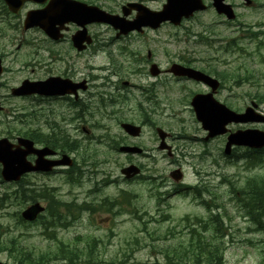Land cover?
Instances as JSON below:
<instances>
[{"label":"rangeland","instance_id":"374dc122","mask_svg":"<svg viewBox=\"0 0 264 264\" xmlns=\"http://www.w3.org/2000/svg\"><path fill=\"white\" fill-rule=\"evenodd\" d=\"M143 1L150 9H159L165 0ZM227 1L238 4L237 12L241 15L240 21L258 22L264 19L262 7L246 9L241 0ZM257 1L259 4H264V0ZM218 19L215 11L209 9L183 21L180 26L165 24L156 30H147L143 34L119 38L114 46L130 51L140 50L142 57H145L146 51L149 50L154 57V62L162 66L166 65L168 59L175 61L179 54L193 59L197 67L213 65L215 70L224 77L225 85L228 87L227 90L220 91L218 96L220 102L231 109L248 104L245 94L248 93L249 83L251 93L257 91L263 95L264 107V28H260L263 32L255 30L257 31L255 36H242L241 33L235 32L234 27L227 24L221 23L209 27L210 23ZM9 23L6 27L4 26L0 35V60L5 69L0 76V103L3 105V110L0 112V137L8 136L12 142H15V137L20 136L22 131L29 132L36 126L47 130L48 124L60 120L59 116L53 113V105L49 107L48 104V108L46 103L41 104L43 110L40 111V103L37 100L31 97L13 96L10 88L18 86L24 78L31 80L46 78L56 73L55 69L62 64H56V66L52 64L54 59L46 50L51 49L52 46L42 34L41 36L36 32L25 34L15 26L16 23L11 21ZM0 25L4 24L0 23ZM206 28L211 33L210 31L204 33ZM111 36V32L108 31L106 37L111 38ZM108 50L116 51L117 49ZM112 57L121 61L114 52ZM84 61L93 66L109 65L106 54L98 51L86 55ZM117 65L120 66L118 63ZM135 66L137 65L124 63L123 69L118 67L119 70L124 71L121 80H128L131 84L145 85L150 78L141 81L130 74L129 70ZM111 71L112 69L110 73ZM110 73L111 81L119 80ZM177 83L167 78L165 82L162 80V85L156 88V97L166 102V105L158 100L148 103L149 107H154L150 110L151 112H148L154 123L172 133L169 144L177 153L174 162L171 161L173 158L160 159L162 155L154 150L157 147V141L153 142L150 138L153 130L149 127L140 142L154 150L152 151L156 153V162L143 160L142 156L137 158L138 162L144 166V171L137 182L127 181L121 176L120 168L125 161H123L124 156L105 149V143L102 149L108 151L104 159L109 164L98 166L97 155L100 154L94 152L91 156L87 152L90 146L96 148L100 146L99 142L103 141L99 137L105 132L98 128L99 125L110 127L113 131L110 135H114L113 127L117 126V120L96 112L91 117H87L86 124L91 127V136L87 137L88 142L80 149L76 164L82 171L83 168L88 169L82 173H90L93 170H97L98 173L90 176L86 174L83 178L79 176V179L73 182L65 181V172L33 173L24 176L27 183H0V197L4 193L7 195L16 193L17 196L19 194L18 200L15 198L12 200L7 196L2 202L0 201V235L6 239L4 241H9L7 243L11 245V248L17 244L38 255L55 250L59 239L71 246L77 243L75 241L77 236L90 237L98 239L96 252L99 261L104 262L98 264H165L166 262L168 264L171 260L164 259L163 248L188 238V231L184 226H187L189 221L185 217L190 220L198 217L192 225L204 236L212 232L209 222L206 224L208 229H203L207 218L216 214L220 216L221 222L228 226L223 235L226 241L223 264H264V196H256L244 187L246 177H255V174L253 171H248L242 160L231 162L221 158L224 156L221 137L206 145L200 140L205 135V131L190 105L191 95L184 94L195 85ZM115 92L116 95H121L122 99L126 96L120 103L123 107L120 108L119 116L132 118L135 121L140 120L141 117L145 118V113L136 108L135 99L141 101L139 91L128 86L119 90L115 89ZM22 107L28 108L25 109L27 125L25 130H22L20 125ZM35 109H39L37 117V111H33ZM58 125L60 126L59 123ZM64 126L67 132L70 131L77 137L68 124ZM236 126L242 125L233 124V128ZM55 131L57 132V129ZM80 136L82 139L83 133L80 132ZM205 148L208 152L212 150L213 154L219 155L217 165L208 163L205 157L201 158ZM180 151L188 155L178 157ZM99 158L103 156L100 155ZM175 165L181 166L185 185L182 183L179 185V182L176 183L168 178L169 171ZM261 174L264 178V165L261 167ZM96 185L98 189L95 191ZM197 189H199L198 193ZM131 191H137V199H132ZM156 191L167 194L166 203H164L166 208L159 212L155 209L156 203L153 198V193ZM23 192L35 195V201L46 207L41 217L34 221L41 222L46 230H42L40 223L34 224V222H25L20 219L19 212L25 207ZM87 193L92 195L89 199L85 196ZM120 193H122L121 196ZM93 195L106 196L107 199L120 198L121 205L112 201L102 203L99 205L101 208H94V203H91L94 202ZM250 198L260 199L255 205L256 210L260 211L258 222L252 220L246 213L244 203ZM103 199L106 198L100 200ZM85 200L88 203V206L83 207L85 210L77 208L87 204H80ZM60 212L61 215L68 212L72 220H69L67 228L57 229V238L54 239L48 231L56 227L52 224L51 218L60 216ZM69 215H66L67 219ZM169 229L170 232H168ZM12 241L14 243H11ZM18 253L9 254L7 248L0 253V261L6 264H20L18 260L22 259V264H29ZM62 258L52 256L49 264H65L68 258L64 256ZM85 259L87 258L83 257V260Z\"/></svg>","mask_w":264,"mask_h":264},{"label":"flooded vegetation","instance_id":"af4514ba","mask_svg":"<svg viewBox=\"0 0 264 264\" xmlns=\"http://www.w3.org/2000/svg\"><path fill=\"white\" fill-rule=\"evenodd\" d=\"M7 1H9L12 8L9 7L6 1L0 0V20H9L13 23H16L15 26L19 27L22 33L26 34L28 32H36L37 34H39V36H41L42 34L53 48L46 49L50 52L51 56L55 60H52V64L55 66L56 64H62V66L57 67V69H55L56 73H52L48 77L55 78L56 82H58V84L60 85L57 86L56 90L58 89L59 91H62L64 89V92H56L51 95L39 93L35 95L24 96L25 98L31 97L37 100L40 103V111L43 110L41 104L46 103L47 107L48 104L49 107L53 105V113L57 117L59 116L58 118L60 121L57 122L62 127L61 129L57 122H52L51 124H46L48 126L47 130H43V128L41 129L40 126L38 128L37 126L31 128L29 132L35 133V139L30 136H27V131H22L20 133L21 137L32 140L36 148H48L52 151L51 154H46L44 156L45 159L58 161L62 160L63 156H67L69 158V165L60 164L59 166H56L57 168L54 167L50 172H43L44 174L56 173L58 171L62 173L65 172V181L68 180L73 182L74 180L79 179V176L83 178L86 174H89L90 176L92 174L95 175L96 173H98L97 170H93L90 173H82L88 169L83 168L84 170L82 171V169H80L76 164L77 158L80 155V149H82V147L86 145V142H88L86 141V139H89L87 137L91 136V127L86 124L87 117H91L92 114L97 112L100 113V115L102 116H108L116 119L117 126L113 127L115 130L114 135H110V133H113L110 127L106 125H99L98 128L105 132L104 135L99 137L100 140L103 141L99 142L100 146H96V148L90 146V149L87 153H90V155L93 156L94 152H97L103 156V158H99L100 155H97L98 166L106 163L109 164L106 159H104V157H107L108 151H115L119 154H122L124 156L123 161L125 160L122 166L131 164L138 166L139 173L130 180H127L137 182L144 171V166H142V164L138 162V157L142 156V158H144L143 160H147L151 163H154L156 162V153H154L153 151L157 150V153L159 152L162 155V157L159 155L160 159L164 157H167L169 159L173 158L171 161L174 162L177 154L175 153L176 150H174L173 146L169 144V139L172 137V133L166 130L163 126L154 123L153 118L148 115V112H151L150 110L154 108L152 106L149 107L150 105L148 106V103L153 101L155 102V100H158V97H156V88L162 85V80L165 82L167 78H171V80L175 81L176 83L183 82L195 85L193 89L191 88L188 92L184 93L187 95H191L190 101L195 95L208 94H210L215 99L219 100L218 96L220 94V91L228 89V87L225 85L224 78H222L221 74H219V72L215 70L213 65L197 67L193 63V59L187 57L186 55L179 54L175 61L168 59L166 65L162 66L161 64L154 62V57L149 50L146 51V56L142 57V52L140 50L132 49L130 51L129 49H125L123 47L120 48L119 46H114L116 40L119 38L129 37L132 34L138 35L139 33H137L136 31H131L127 33V35H122L119 34L118 31L108 23L91 20L90 11L93 10L96 15H100L101 12H105L107 14L122 18V20L124 21H133L138 16L140 4L148 7V5L144 4L145 1L143 0ZM203 1L206 4V8L200 13H204L209 9H213V11H215L211 5V0H209V2H207V0ZM251 1L252 2L249 6H247L244 2H242V5H244V7H248L249 9H259L260 7L264 8V4H259L257 0ZM230 4L232 5L234 11H236V19L228 20L225 18L224 15L218 14L215 11L219 19L210 23L209 27H213L221 23L227 24L232 28L234 27V29H236L235 32L241 33L242 36L255 34L257 33V31L255 30H259L260 32H262L260 28H264V19L258 20V22L240 21L239 17L241 15L237 13L238 4L234 2H230ZM36 12L40 13L42 18L50 16L51 20L53 21L52 27H50L56 30L55 35L59 34L57 38H50V36H48L45 31L39 26H33L27 29L24 28V21L28 13ZM165 24L166 23L162 25ZM147 30L150 29L146 27L143 33L147 32ZM108 31L112 34L111 38L106 37V33ZM207 31L209 32L210 30L206 28L203 32L205 33ZM76 44L80 45L81 48H78ZM108 49L117 50L115 51ZM97 51L101 54H106V58L107 60H109V65L104 66L103 64H100L93 66L89 62L84 61L86 55ZM113 52L115 53V56H117V58L121 59V61H118L117 59L112 57ZM117 63L120 64V66L117 65ZM124 63L126 65H137L131 70H129L130 74L133 77L141 79V81L148 80L150 78V81H146L145 85H141V83L131 84L128 80H121V75L124 71L119 70L118 67L123 69L124 67L122 66ZM174 63L187 68H192L194 70H199L200 72L210 76L211 78H214L218 82V85L216 86V88H212L210 85L203 82V80H195L193 77H189L182 74H173L171 72V66ZM153 65L155 66L152 68ZM110 69H112L111 73ZM4 71L5 69L3 68V72ZM152 71L155 73H152ZM109 73L110 75H114L116 76V78H119V80L111 81ZM46 78H37L34 80L42 81ZM128 86L136 89V91H139L141 95V101L145 102L143 104L138 99H135L136 108L139 109L140 112L145 113V118L141 117V119L138 121H135L132 118L119 116L120 108L123 107L122 105H120V103H122L123 99H125L126 96H123L122 99L121 95H116L115 89L119 90V88H125ZM245 95L249 103L245 104L241 108L235 109V111L242 112L248 106L255 104L253 105V108L255 113L259 114L256 116H258L260 120L250 121L243 124L242 126H236L234 128L233 124L229 125L230 131H234L239 128L264 130V121L261 120V115H264V107L262 103L263 95L261 93H258L257 91L256 93H251V85L249 83L248 93H246ZM158 101L166 105V102L162 101L161 99H159ZM25 109L28 108H21L20 125L22 126V130H25L27 127L25 121ZM39 109L33 110L35 112L37 111L36 117ZM64 124H68V126L71 127L72 132L76 134L77 137L73 136L70 131L67 132V128L64 126ZM123 124H130L135 127H139L140 131L137 135H131L125 131ZM149 127H151V129L153 130V134L150 136V138H152L153 142L157 141V147H155L154 150L145 147L144 144L140 142V139ZM55 129H57V132L55 131ZM48 130L50 131L46 132ZM158 130H161L162 133L165 134L163 138L160 136ZM80 132L83 133L84 136L82 139H80ZM227 136L228 133L217 136H208V133L205 131V135L202 136L200 140L203 141L206 145L208 142L221 137L223 143L222 152L223 155L226 156H221V158L227 159L231 162H237V160H242L243 162H245L248 171H253L255 177H246L244 187L248 190V192L256 196H264V178L261 174V167L262 165H264V145L241 146L234 144L231 145L228 153H226L225 144L227 141ZM17 138L18 137L16 136L15 140ZM104 143V148L109 149L108 151L102 149ZM124 147H136L139 148L141 151H128L125 150ZM185 154L188 155L187 153L180 151V153L178 152L177 156L179 157ZM202 157H205L207 159V162L210 164H218L219 155L213 154L212 150L211 152H208L207 148H205L203 154H201V158ZM27 158L30 162H33L36 158V155L31 153L28 154ZM81 161L84 160L81 159ZM175 167L181 166L175 165ZM169 174L170 171L168 173V178L170 179ZM183 185H185V183H183ZM94 189L96 191L98 189V186L96 185ZM99 191L100 189L97 192L99 193ZM131 192L133 193L132 199H137V191ZM121 194L122 193H120V196ZM153 194V198L156 203V211H163L166 208L164 203H166L167 194L160 193L158 191L154 192ZM85 196H87V198L89 199L92 195L87 193ZM93 196L94 202L91 203H94V208H101L99 207V205H101L102 203H108L112 201L117 202L121 205L120 198L107 199L106 196ZM102 198L106 199L100 200ZM84 203H87V201L85 200L80 204Z\"/></svg>","mask_w":264,"mask_h":264},{"label":"water","instance_id":"95a60500","mask_svg":"<svg viewBox=\"0 0 264 264\" xmlns=\"http://www.w3.org/2000/svg\"><path fill=\"white\" fill-rule=\"evenodd\" d=\"M212 4L218 13H224L228 18H233L234 14L228 4L223 0H213ZM205 9L202 0H166L160 11L142 10L139 13L138 19L133 22L120 21L115 16H109L103 12L100 15L91 10V20L99 22H108L118 28L120 32L126 33L131 29H140L141 26H150L156 28L163 21H170L178 25L183 17L188 18L194 11ZM40 25L50 36H55L56 30L52 29L53 21L50 16L42 18L40 13H29L25 21V28L32 25ZM51 26V27H50ZM78 48L80 45L76 44ZM154 67V66H153ZM152 67V68H153ZM2 68L0 66V72ZM171 71L176 75H186L193 77L196 80H203L212 88H216L217 81L198 70L187 68L179 64H173ZM152 73H155L152 71ZM55 78H48L45 81L28 82L24 81L22 85L12 90L15 95H24L31 93L40 94H53L56 92H64L56 90L58 86ZM60 86V85H59ZM191 105L194 109L196 118L200 121L202 128L208 131V136L216 134H223L227 131L225 125L231 122L241 123L256 120L253 110L247 108L243 113H236L224 104L216 101L210 94L208 95H195L191 100ZM264 119V117H263ZM126 132L131 135H137L140 131L139 127L130 124H123ZM160 136H165L161 130H158ZM231 144L238 145H251L260 146L264 144V131L256 129L238 130L229 134L228 142L226 144V152ZM125 150L140 152L141 150L136 147H124ZM35 154L36 159L34 163L27 160L28 154ZM52 151L48 148L38 149L33 147V142L26 138H18L17 143L13 144L6 138L0 139V174L4 181H17L20 177L27 172L31 171H49L53 166L59 164H70L67 156H63L62 160L52 161L44 158L46 154H51ZM125 177H131L138 172V168L134 165H129L121 169ZM170 176L173 180H181L180 169L171 171ZM42 211L39 204H33L21 212L22 218L25 220H33L36 215ZM0 264H4L0 261Z\"/></svg>","mask_w":264,"mask_h":264},{"label":"trees","instance_id":"16d2710c","mask_svg":"<svg viewBox=\"0 0 264 264\" xmlns=\"http://www.w3.org/2000/svg\"><path fill=\"white\" fill-rule=\"evenodd\" d=\"M227 44H230V42H227ZM222 78L224 77L222 76ZM27 136H30L33 139H35L34 132H31V133L27 132ZM7 196H9V198L12 200L14 198L16 200L19 199V194L17 196L16 193H12L9 195H7L6 193L3 194V197H7ZM3 197H1L0 199H2ZM23 197L34 200L35 195L25 194V192H23ZM259 200L260 199L250 198V200H247L244 203L246 206V213L255 222H258L259 220L260 211H257L255 208V205H257ZM252 212L257 213V214H253ZM216 216L210 215L209 218H207L206 224L207 222H209L212 226L211 231L215 230L217 232L218 234L217 242H212L211 239L209 241H206L198 233L196 235L190 234L185 242H177L176 245L167 246L164 249L163 251L164 259L166 261L171 260L169 261L168 264H221L222 258H223L222 255L226 247L223 235L227 231V227L221 222L220 216L219 215H216ZM215 217H216V220H215ZM62 219L63 218H61L60 216L59 221H61ZM185 219L190 221L188 217H185ZM191 220L192 221L198 220V217H194ZM170 231L171 230L169 229L168 232ZM49 234L53 235L52 238L56 239L53 232ZM4 240L6 239L2 238L0 235V253L3 252L7 248H8L9 254H11V252H14L16 254L19 252L22 255V258L24 259V261H28L29 264H49L50 258L52 256H57L61 258L63 256L67 257L68 259L67 261H65V264L104 263V262L99 261V258L96 252V243L93 240H90L89 238L77 237L75 240L77 241V243H74L71 246H69L68 243L66 244L65 242L59 239L56 242L57 244H56L55 250H53L52 252L51 251L46 252L45 254L40 253L38 255H35L31 251H28L24 246L21 247L17 244L13 246V248H11V245H8L9 241H4ZM11 243H14V242L12 241ZM215 245H217L216 252L213 251L212 249V247H214ZM83 257L87 259L83 260ZM18 262L22 264V259H19ZM165 264H167V262Z\"/></svg>","mask_w":264,"mask_h":264},{"label":"bare ground","instance_id":"6f19581e","mask_svg":"<svg viewBox=\"0 0 264 264\" xmlns=\"http://www.w3.org/2000/svg\"><path fill=\"white\" fill-rule=\"evenodd\" d=\"M102 81V80H101ZM103 87H105V86H103ZM115 88V87H114ZM106 91H107V89H106ZM69 165V164H68ZM67 167V166H66ZM57 168V167H56ZM204 194V193H203ZM253 213V212H252ZM261 218V217H260ZM256 219V218H255ZM263 219V218H262ZM263 224V223H262ZM260 226V225H259Z\"/></svg>","mask_w":264,"mask_h":264}]
</instances>
